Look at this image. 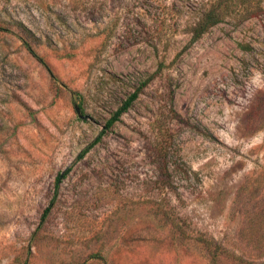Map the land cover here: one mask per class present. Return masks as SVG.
<instances>
[{
    "label": "rangeland",
    "instance_id": "374dc122",
    "mask_svg": "<svg viewBox=\"0 0 264 264\" xmlns=\"http://www.w3.org/2000/svg\"><path fill=\"white\" fill-rule=\"evenodd\" d=\"M245 263L264 264V0H0V264Z\"/></svg>",
    "mask_w": 264,
    "mask_h": 264
},
{
    "label": "trees",
    "instance_id": "16d2710c",
    "mask_svg": "<svg viewBox=\"0 0 264 264\" xmlns=\"http://www.w3.org/2000/svg\"><path fill=\"white\" fill-rule=\"evenodd\" d=\"M222 16V9L220 8V4H212L210 6H208V8H206V10H204L198 21L195 23V26L193 28V39L196 40L198 39L203 33H205L209 28H211L212 26L216 25ZM25 46L27 47V50L34 56L36 57V55L34 54V52L32 51V49L28 46V44L25 43ZM39 59V58H38ZM39 61L41 63L42 60L39 59ZM43 65L45 66V68L47 69V71L49 72V74L52 76V72L50 71V69L46 66V64L43 63ZM145 86V83L141 84L140 87H138L124 102L123 104L114 112V114L111 116V118L107 121L106 123V127L110 128L112 127V125L114 123H116L117 121H119L120 117L126 113L128 111V109L131 107V105L133 104V102L137 99L141 89ZM88 148L83 150L82 153L80 154V158H82L87 152H88ZM70 169H66L64 172L58 173L55 177L54 180V187L55 190L58 189L59 184L67 177L68 173H69ZM52 204V202H51ZM50 208L48 207L43 215H42V219H44L47 215V213L49 212ZM241 262V261H240ZM243 263V262H242ZM245 264H252V263H245Z\"/></svg>",
    "mask_w": 264,
    "mask_h": 264
},
{
    "label": "water",
    "instance_id": "95a60500",
    "mask_svg": "<svg viewBox=\"0 0 264 264\" xmlns=\"http://www.w3.org/2000/svg\"><path fill=\"white\" fill-rule=\"evenodd\" d=\"M77 110V109H76Z\"/></svg>",
    "mask_w": 264,
    "mask_h": 264
}]
</instances>
